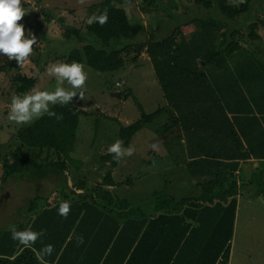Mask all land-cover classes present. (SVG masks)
<instances>
[{"label": "trees", "instance_id": "16d2710c", "mask_svg": "<svg viewBox=\"0 0 264 264\" xmlns=\"http://www.w3.org/2000/svg\"><path fill=\"white\" fill-rule=\"evenodd\" d=\"M150 1L152 4L153 0ZM179 1L169 0L167 7L177 9ZM256 1L260 5L264 3V0H243L242 3L240 0H194L196 7H202L212 16L206 19L192 17L172 30L168 37L156 38V32H153L146 42L141 43L137 40L146 31L143 17L129 9V4L136 0H107L100 4L97 15L108 10V21L102 26L87 24L85 31L65 26L67 40L74 39L76 42L67 62L85 63L101 73L116 72L124 67L123 56L135 46L138 47L135 49L137 56L146 49L164 96L178 112L183 133L191 146L198 148L197 151L204 156L201 161L188 160L191 165L188 171L184 172L181 167L176 170L181 182L196 179L188 196L177 197L170 187L171 182L167 181L149 198L132 203V195L141 190L136 184V187L122 189V184L115 181L113 172L119 162L109 153L101 157L102 163L109 165L102 182L95 190H88L84 183L72 184L73 174L70 172L71 167L79 171L82 165L72 157V151L77 141L79 117L87 112L75 108L71 102L65 106H52L50 109L62 119L44 115L29 126L20 128L16 138L3 146V150L0 148L4 182L14 178L54 183L47 195L44 192L38 194L28 201L24 209L18 210L20 217L25 218L13 224L18 230L31 225L35 231L45 230V235L32 248H24L11 239L9 228L0 229V264H38L33 249L39 250L46 244L54 246L52 255L46 257L48 264L229 263L237 198L264 196V175L260 176L259 182L239 184L234 179L239 162L249 156L245 154L240 133L244 134L245 130L241 118H235L240 125H234L216 102L222 103L218 97L221 91L231 96L233 102L230 106L237 107L234 113L242 117L249 113L251 109L245 88L254 81H262L264 86V61L251 55L252 58H247L246 62L250 64L242 63L236 76L220 86L210 81L204 72L198 71V65L202 69L205 63L209 68L226 70L228 58L247 50L239 30H230L229 23L247 26L248 38L251 41L260 40L258 30L264 28V20H249L247 17ZM47 13L44 10L49 17ZM195 23L204 24L212 32L218 27H224L225 31L215 45L203 52L200 47L206 43V34L193 36L188 46L184 47V35ZM61 24L64 26L63 20ZM182 36L184 38L180 39L181 45L178 46L176 39ZM189 54L192 60L183 61L182 58H187ZM35 55V58L41 57L40 52ZM198 58L200 62L196 65ZM34 63L38 65L39 61L35 59ZM20 68L15 60H9L0 66V74ZM37 82L36 78L20 74L14 79L15 90L22 95ZM215 85L218 92L214 90ZM241 86L243 88L239 91ZM137 105L140 118L130 125H122L119 130L125 147L131 145L139 131L165 112L161 108L147 114L140 103L137 102ZM261 107L264 109L263 103ZM247 125L249 133L260 130V121L251 120ZM96 127H99V121ZM261 150H264V131L260 132L256 144L249 147V152L253 154L255 151L261 153ZM44 151H53L57 159H50L48 154L43 157ZM199 165L200 170L197 171ZM54 195V201L50 202ZM62 200L72 201L67 218L58 214ZM78 236L83 237V243L79 245Z\"/></svg>", "mask_w": 264, "mask_h": 264}, {"label": "rangeland", "instance_id": "374dc122", "mask_svg": "<svg viewBox=\"0 0 264 264\" xmlns=\"http://www.w3.org/2000/svg\"><path fill=\"white\" fill-rule=\"evenodd\" d=\"M105 1L107 0H85L84 4H80L79 0H22L23 6L28 9L29 13L17 23L24 25L26 34L33 33L37 37L38 44L34 46L33 54L23 67L0 74L1 150L3 146L9 144L10 140L14 139L20 128L29 126L18 125L8 120L12 95H21L15 90L14 79L23 74L38 80L35 87L41 90H53L55 78L47 74V67L52 63L67 62L70 50L76 46L74 39L67 40L65 26L85 31L87 18L94 13L97 14L100 4ZM168 1L153 0L151 4L150 0H136L129 4V9L143 17L146 27V31L140 35L137 42H146L153 32H156V38H166L172 30L192 17L206 19L212 16L202 7H196L194 0H180L178 8L174 10L167 7ZM44 10L48 12L49 17L44 14ZM247 17L249 20L256 18L264 20V3L260 5L256 1L254 9ZM61 20L64 21V26ZM229 24L230 30L233 28L239 30L240 39L247 50H242L228 58L226 70H215L207 67L205 63L202 69L198 65V71L204 72L207 78L217 85L236 76V71L242 63L250 64L246 63L247 58L254 56L264 61V28L260 27L258 30L260 40L251 41L248 38L247 26ZM188 30L190 31L184 35L183 46L187 47L193 36L196 38L200 34H206L208 37L205 40L206 43L200 47L203 52L222 38L225 28L218 27V30L212 32L207 30L204 24L195 23ZM184 36L178 37L175 44L180 46V39ZM135 49L137 50L138 47L135 46L129 54L123 56L125 65L116 72L101 73L83 63L88 72L85 96L84 99H80L77 95L71 102L75 108L87 112L79 117L77 141L72 151V157L82 165L79 171L71 167L70 172L73 174L71 183L75 185L84 183L86 188H89L88 190H95L100 185L109 166L102 163L101 157L108 153L109 145L116 139H120L121 126L130 125L140 118L138 102L147 114H152L161 108L165 112L134 136L131 146L135 148V153L119 162L113 172L115 181L122 184V189L133 188L137 185L138 190H141L137 195H132L130 198L132 203H139L149 198L152 192L159 191L167 181L171 182L170 187L174 189L177 197L191 195V186H195L196 179L194 181L185 179L181 182L176 175L177 168L189 170L191 167L187 163L186 153L187 150L191 151V143L181 129L178 112L170 106L164 96L165 93L155 74L150 55L146 49H143L137 56ZM36 52L41 53V59L35 58ZM192 58L189 54L187 58L182 59L186 62ZM35 59L39 61L38 65L34 63ZM7 61H9L7 56L0 54V66ZM199 62L200 58L196 60V65ZM217 85L214 86L216 92L219 90ZM242 88L243 86L239 91ZM263 89L262 81H254L245 88L248 93L246 100L251 111L244 117L233 113L237 107L230 106L233 102L231 96H227L224 92H219L218 97L221 98L222 103L219 101L216 105L221 108L226 107L223 111L232 119V123L236 120L235 118H247L249 122L251 120L259 122V117H263L262 120H264V109L261 107V103L264 107ZM261 92L262 95H259ZM214 96H216L215 92ZM98 121L99 127L97 128ZM260 129L264 131V124L260 123ZM157 142H160L158 151H153L151 145ZM195 153L197 154L198 151ZM47 154L50 159H57L53 151L50 153L44 151L43 157ZM198 154L201 161L204 155ZM156 155L162 156L155 157ZM2 162L0 160V229L3 230L9 228L20 218L24 219L25 216L20 217L21 213L18 210L24 209L28 201L38 194L44 192L47 195L48 189L53 188L54 183L52 181L28 182L14 178L4 182ZM196 170H200V165ZM237 174L238 171L234 174L236 181L238 180ZM262 174L264 173L260 176ZM174 178L176 181L173 180ZM126 184H131V186ZM55 197L56 195L52 196L49 201L53 202ZM241 199L243 200L240 202L239 219L236 221V243L233 245L232 262L234 264H264V196ZM249 251L252 252L251 255Z\"/></svg>", "mask_w": 264, "mask_h": 264}, {"label": "clouds", "instance_id": "9594fccd", "mask_svg": "<svg viewBox=\"0 0 264 264\" xmlns=\"http://www.w3.org/2000/svg\"><path fill=\"white\" fill-rule=\"evenodd\" d=\"M242 3L243 0H240ZM84 4L85 0H79ZM29 13L23 6L22 0H0V54L7 56L8 60H15L19 67H23L29 57L34 52V46L38 44L37 37L28 32L21 21ZM108 21V10L105 9L99 15L92 14L86 20L88 25L98 23L101 26ZM46 72L49 76L55 78L53 90H41L39 87H33L22 95L13 94L9 104L8 120L18 125H30L35 120L44 115L55 117L57 120L62 116L50 109V106H65L70 104L77 95L84 99L86 85L88 81V72L85 65L78 61L56 62L50 64ZM159 143L151 145L153 151H158ZM113 159L120 162L126 157H131L135 153V148L131 145L125 147L122 139H116L107 149ZM71 200H62L59 203L58 214L67 218L71 211ZM11 239L18 241L24 248H32L38 239L45 235V230L35 231L31 225L18 230L15 225L9 226ZM77 243H83V237H76ZM38 264H48L46 257L51 256L54 251L52 244H46L39 250H35Z\"/></svg>", "mask_w": 264, "mask_h": 264}, {"label": "crops", "instance_id": "0c3cea01", "mask_svg": "<svg viewBox=\"0 0 264 264\" xmlns=\"http://www.w3.org/2000/svg\"><path fill=\"white\" fill-rule=\"evenodd\" d=\"M228 109H229V107H228ZM262 118L263 117H259L258 119H259L261 124H264V120H262ZM246 122H248V119L247 118H242L243 127L242 126L241 127L243 128V130H245V133L244 134L242 132H240V133L242 134L241 135L242 142H243L244 148L246 149L245 154L247 153L249 156H248V159L242 160V161L239 162V169H238V174H237V177H238L237 181H238L239 184L249 183L251 181L259 182L260 181V174L264 173V158H262L263 157L262 154H264V150H261L262 154L259 153V151H255V154H257V155L249 152V147H251V146L256 144V142L258 140V137H259V134L263 130L255 129L252 133H249V129H247L248 125H246L247 124ZM233 123L236 126L240 125V123L238 121H234ZM237 129H239V128L237 127ZM197 149L198 148H195L194 146H191V151H188V150L186 151L187 158H188L189 162L191 160L199 159V154L198 153H200V152L198 151L197 154L195 153V151H197ZM182 169L184 170V172L188 171L185 168H182ZM262 175H264V174H262ZM255 177H257V178H255ZM241 198H244V197H238L237 198L238 199V207H237L236 219H235V224H234L233 238H232V240L230 242V258H229V263L228 264H234L232 262L233 261L232 256H233V252H234L233 245L236 243V240H235V238H236V221L239 219L238 218L239 206H240V202L243 200ZM251 254H252V252L249 251V255H251Z\"/></svg>", "mask_w": 264, "mask_h": 264}]
</instances>
